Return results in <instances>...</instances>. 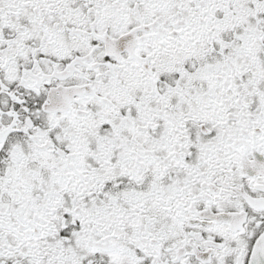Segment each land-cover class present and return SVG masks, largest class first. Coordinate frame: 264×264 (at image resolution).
Returning a JSON list of instances; mask_svg holds the SVG:
<instances>
[{"label": "snow or ice", "instance_id": "1", "mask_svg": "<svg viewBox=\"0 0 264 264\" xmlns=\"http://www.w3.org/2000/svg\"><path fill=\"white\" fill-rule=\"evenodd\" d=\"M0 264H264V0H0Z\"/></svg>", "mask_w": 264, "mask_h": 264}]
</instances>
